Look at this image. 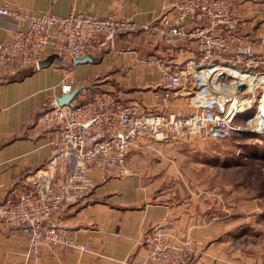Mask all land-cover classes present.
<instances>
[{
	"label": "crops",
	"instance_id": "crops-1",
	"mask_svg": "<svg viewBox=\"0 0 264 264\" xmlns=\"http://www.w3.org/2000/svg\"><path fill=\"white\" fill-rule=\"evenodd\" d=\"M182 1L2 0L36 15L49 12L65 17L82 12L118 19L136 17L142 22L157 16L172 19ZM229 2L243 21L256 23L261 1ZM16 27L15 19L0 16V40L10 38ZM254 46L257 48V43ZM196 55V45L188 38L163 40L143 33L120 34L106 51L92 57V62L74 63L76 82L82 88L77 102L97 91H108L125 104L142 109L189 114L185 93L163 88L160 68L178 69ZM66 64L55 62L47 68L28 66L16 71L0 66V203L10 198L13 188L28 185L29 177L42 172L52 157L54 132L39 125L37 119L61 95L58 86L68 69ZM166 93L168 98H164ZM162 143L149 138L137 141L129 151L125 176L118 168L107 173L93 169L94 191L55 215L54 220L78 244L86 245L87 251L43 247L41 256H29L23 231L0 222V264H139L147 254V240L158 235L165 243L192 244L195 253L189 264H244L226 241L219 242L218 235L212 233L210 222L203 219L205 214L200 216L196 211L195 200L183 198L186 191L177 165L168 159L170 153L159 150ZM157 154L163 161L154 163L150 157ZM63 174L59 172L58 177Z\"/></svg>",
	"mask_w": 264,
	"mask_h": 264
},
{
	"label": "built area",
	"instance_id": "built-area-1",
	"mask_svg": "<svg viewBox=\"0 0 264 264\" xmlns=\"http://www.w3.org/2000/svg\"><path fill=\"white\" fill-rule=\"evenodd\" d=\"M0 16L17 22L12 36L0 40V66L12 71L28 66L38 68L46 55L54 53L66 62H74L109 48L120 34L143 33L163 40L188 38L197 48V55L180 68H160L162 86L167 92L183 91L189 101H202L193 106L191 114L142 109L125 104L108 91H97L81 102H77V97L74 106H60L56 100L42 112L37 123L54 132L52 157L42 172L29 177L28 185L13 188L10 198L0 203V222L23 231L29 256H41L43 247L88 250L54 217L94 191L93 169L107 173L118 168L120 175H127L129 151L143 138L157 142L188 135L226 138L235 130L236 119L251 114L262 101H257L255 93L263 80L256 81L254 93L239 89L237 83L233 91L224 92L223 75L219 77L223 90L212 84L215 75L204 76L208 69L212 75L213 69L228 66L256 78L264 77V72L257 71L258 49L242 33L241 15L228 0H183L172 19L157 16L150 22L82 12L65 17L49 12L36 15L2 0ZM67 73L58 86L61 95L75 88V80ZM220 92L227 98L225 105L215 97ZM168 97L166 93L164 98ZM61 171L64 174L59 178ZM146 246L147 254L139 264H189L195 251L186 242L165 243L161 235L147 240Z\"/></svg>",
	"mask_w": 264,
	"mask_h": 264
},
{
	"label": "rangeland",
	"instance_id": "rangeland-1",
	"mask_svg": "<svg viewBox=\"0 0 264 264\" xmlns=\"http://www.w3.org/2000/svg\"><path fill=\"white\" fill-rule=\"evenodd\" d=\"M258 1H261V5L259 4L261 10L259 17L254 20L256 21L254 25L250 20L243 21L241 16L239 18L241 24L247 25L245 28L241 27L242 33L251 38L252 45L257 43L260 62L257 71L262 73L264 0ZM65 63L66 61L62 59V66ZM66 65L68 68L66 72L70 73L76 82L74 62L68 60ZM222 68L224 71L226 68L240 72L228 66H221L216 70ZM253 78L255 79L253 87L258 85L256 81H264V77ZM221 81L225 85H230L232 78L223 75ZM217 83L220 84L219 81ZM262 84L255 93L257 101L262 99L255 110L259 113L255 116L253 110L250 116L242 114L234 122L235 130L228 137L204 139L188 135L178 140L166 141L159 149L170 153L168 159L177 165L179 179L186 191L183 192V198L195 200L196 211L200 216L205 214L203 219L205 223L210 222L212 233L218 235L219 242L226 241V246L238 256L237 258H241L244 264H264V129L258 130L260 126L251 122L254 116L257 119L264 113V109L259 110L264 102ZM78 86L76 82L75 88ZM253 87L245 89L254 93ZM221 94L223 93H218L215 97L220 98ZM196 103L202 101L188 100L191 113ZM157 156L158 154L153 155L150 159L154 163L158 160L163 161Z\"/></svg>",
	"mask_w": 264,
	"mask_h": 264
},
{
	"label": "bare ground",
	"instance_id": "bare-ground-1",
	"mask_svg": "<svg viewBox=\"0 0 264 264\" xmlns=\"http://www.w3.org/2000/svg\"><path fill=\"white\" fill-rule=\"evenodd\" d=\"M214 70H216V69H213L212 70V75H210L211 74V70L208 69L204 73V76L206 78H208V77H211V76L215 75L214 76V79L211 82H212L213 85H215L220 90H223V87L220 88V84L217 83L219 81L218 80L219 79L218 77H220L221 75H226L227 77L232 78V83L230 85H226L225 86V88L223 90L224 92L233 91L235 89V87H236V83L237 84H243L244 85V88L245 87H250V86L253 87L252 83H253V81H255V79L253 78L252 75H247V74H244V73H241V72H237V71H233L231 69H226V68H225V71H224V68H222V70L219 69V70L215 71L216 73L214 72V74H213V71ZM220 93H223V92H220ZM220 96L221 97L218 98L219 101L223 105H225V103L227 101L226 96H224V94H221ZM206 100L207 99H204V102ZM261 109H264V102H262V104L259 107V110H261ZM253 112H254L255 116H257V114L259 113L258 111H253ZM247 115L250 116V114H247ZM252 123H253V125L260 126V128L258 130H263L264 129V125H262V123L264 124V113L262 115H260L257 119L254 117Z\"/></svg>",
	"mask_w": 264,
	"mask_h": 264
},
{
	"label": "water",
	"instance_id": "water-1",
	"mask_svg": "<svg viewBox=\"0 0 264 264\" xmlns=\"http://www.w3.org/2000/svg\"><path fill=\"white\" fill-rule=\"evenodd\" d=\"M92 61H93L92 56L86 55L84 57L76 58L74 60V63L75 64H85V63L92 62ZM55 62L61 63L62 57L60 55L54 53V54L49 55L45 59H42L38 64V68L39 69L40 68H47ZM239 89H244V85L240 84ZM81 90H82V88H80L78 86V87L74 88L71 92L58 96L56 100L60 106H74V101L78 97V95L80 94Z\"/></svg>",
	"mask_w": 264,
	"mask_h": 264
},
{
	"label": "trees",
	"instance_id": "trees-1",
	"mask_svg": "<svg viewBox=\"0 0 264 264\" xmlns=\"http://www.w3.org/2000/svg\"><path fill=\"white\" fill-rule=\"evenodd\" d=\"M104 51H106V49L96 52L95 54H92V57H97L98 55H100L101 53H103ZM34 67V66H33ZM36 68V67H35Z\"/></svg>",
	"mask_w": 264,
	"mask_h": 264
}]
</instances>
